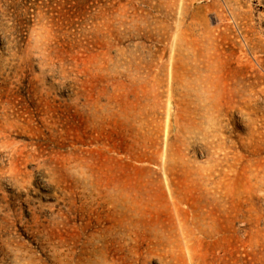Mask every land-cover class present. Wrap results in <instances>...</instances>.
I'll return each mask as SVG.
<instances>
[{
	"label": "rangeland",
	"instance_id": "rangeland-1",
	"mask_svg": "<svg viewBox=\"0 0 264 264\" xmlns=\"http://www.w3.org/2000/svg\"><path fill=\"white\" fill-rule=\"evenodd\" d=\"M0 264H264V0H0Z\"/></svg>",
	"mask_w": 264,
	"mask_h": 264
}]
</instances>
